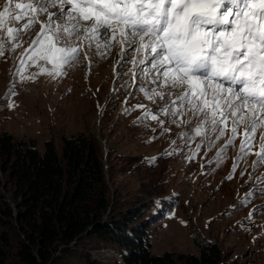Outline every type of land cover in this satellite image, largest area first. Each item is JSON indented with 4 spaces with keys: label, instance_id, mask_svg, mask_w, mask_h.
Wrapping results in <instances>:
<instances>
[{
    "label": "rangeland",
    "instance_id": "rangeland-1",
    "mask_svg": "<svg viewBox=\"0 0 264 264\" xmlns=\"http://www.w3.org/2000/svg\"><path fill=\"white\" fill-rule=\"evenodd\" d=\"M7 2L0 0V10ZM17 2L28 0H11V6L14 8ZM23 23L21 20L9 26L15 28ZM39 28L37 24L30 35L34 37ZM0 40L5 47L0 57V131H9L15 140L33 138L40 151L48 138L53 139L58 152L62 135L83 134L92 139L102 158L109 186L110 214L141 206L139 220L148 222L145 236L151 253L166 250L198 253L194 242L198 235L219 244L220 264H264V238H261L264 210L259 207L264 205V194L256 192L250 202L241 206L246 194L252 192L258 178L264 175V162L253 170L256 157L248 155L246 163H239L232 179H226L239 150V139L224 157L212 164L206 161L215 156L224 141L207 152L205 145L191 161L184 156L195 150L199 137L192 141L190 149L165 156V150H172L171 142L181 129L169 125L171 131L161 135L157 121L149 119L148 127L133 124L143 109L122 114L129 93H133V98L127 101L129 107L144 104L153 108L154 105L136 90L138 81L134 78L126 90L114 91L132 76L131 73L122 78L114 75L129 67L128 64L123 68L116 66L115 49L103 59L94 49H87L89 59L82 55L77 64L65 69L66 75L53 79L47 74L52 70L51 64L33 63L31 50L26 52L31 44L29 36L22 37V44L14 53L5 30H0ZM33 74H37L34 79ZM10 89L13 94L5 99ZM261 133L258 128L253 153L258 151ZM154 136L155 140L146 142ZM153 157L157 158L154 165ZM0 192L11 202L1 186ZM17 231L15 218L10 220L1 209L0 247H15ZM120 255L118 246L85 232L76 241L60 244L51 264H86L87 257L95 264H123Z\"/></svg>",
    "mask_w": 264,
    "mask_h": 264
},
{
    "label": "snow or ice",
    "instance_id": "snow-or-ice-1",
    "mask_svg": "<svg viewBox=\"0 0 264 264\" xmlns=\"http://www.w3.org/2000/svg\"><path fill=\"white\" fill-rule=\"evenodd\" d=\"M21 20L22 25L9 26ZM37 24L39 31L32 37ZM0 30L6 31L13 53L22 37L29 36L26 52L31 50L33 63L51 64L47 74L53 79L66 75L65 69L82 55L89 59L87 49H94L101 59L115 49L116 66L129 67L114 75L132 76L114 91L126 90L134 78L136 90L154 105L129 107L127 101L133 98L129 93L122 114L143 109L133 124L148 127L149 119L157 121L161 135L171 131L169 125L181 129L165 156L190 149L199 137L195 150L184 156L191 161L205 145L207 152L224 141L206 161L212 164L239 139L226 179H232L248 155L256 157L253 170L264 162V0H28L15 3L14 8L8 0L0 10ZM4 52L0 40V57ZM12 94L10 89L5 99ZM258 128L262 133L253 153ZM151 160L154 165L157 158ZM256 192L264 194V175L241 206ZM259 207L264 210V205Z\"/></svg>",
    "mask_w": 264,
    "mask_h": 264
},
{
    "label": "trees",
    "instance_id": "trees-1",
    "mask_svg": "<svg viewBox=\"0 0 264 264\" xmlns=\"http://www.w3.org/2000/svg\"><path fill=\"white\" fill-rule=\"evenodd\" d=\"M58 152L52 138L40 151L33 138L0 131V211L17 222L15 247H0V264H51L60 244L85 232L119 247L123 264H220L219 244L195 236L198 253H151L143 208L110 214V191L97 145L83 134L62 135ZM86 264H95L89 257Z\"/></svg>",
    "mask_w": 264,
    "mask_h": 264
},
{
    "label": "built area",
    "instance_id": "built-area-1",
    "mask_svg": "<svg viewBox=\"0 0 264 264\" xmlns=\"http://www.w3.org/2000/svg\"><path fill=\"white\" fill-rule=\"evenodd\" d=\"M120 256H121L120 258H121V259H122V261H123V258H122V253H121V255H120Z\"/></svg>",
    "mask_w": 264,
    "mask_h": 264
},
{
    "label": "bare ground",
    "instance_id": "bare-ground-1",
    "mask_svg": "<svg viewBox=\"0 0 264 264\" xmlns=\"http://www.w3.org/2000/svg\"><path fill=\"white\" fill-rule=\"evenodd\" d=\"M26 1V0H25Z\"/></svg>",
    "mask_w": 264,
    "mask_h": 264
}]
</instances>
